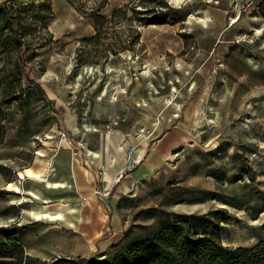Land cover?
<instances>
[{"label": "rangeland", "instance_id": "rangeland-1", "mask_svg": "<svg viewBox=\"0 0 264 264\" xmlns=\"http://www.w3.org/2000/svg\"><path fill=\"white\" fill-rule=\"evenodd\" d=\"M47 1L54 17L45 25L37 23L29 40L48 45L27 53L16 101L5 104L7 90H0L3 140L7 138L13 144L33 137L36 160L43 149L52 154L62 147L73 148L83 137L97 152L107 137L108 159L112 162L120 145L115 142L120 139L128 152L126 163L131 159L122 174L126 178L138 173L145 157V151L142 159L132 156V151L145 150L151 138L169 133L181 142L180 147L168 156L160 173L136 177L141 184L130 195L137 199L140 217L131 221L132 232L148 235L160 225L140 229L151 225L153 220L146 222V217H160L164 226L170 214L183 213L191 215L188 220L195 232L211 231L214 225H220L225 246L250 247L263 239L264 14L259 7L264 0L145 2L137 12L146 17L165 15L167 24L143 27L123 21L98 45L84 42L95 33L92 20L80 14L70 1L90 13L101 0ZM129 3L131 0H106L101 14L109 18ZM206 16L210 20L205 28L201 19ZM130 28L141 34L140 44L134 51L104 59L105 48L128 44ZM5 35H0V71L5 63L1 48ZM103 172L100 169L101 178ZM115 178L121 181L117 177L112 181ZM13 182L22 191H5V205L15 206L5 210L0 206V218L15 214L17 219L2 227L21 224L35 230L26 239L32 250L31 256L25 254L27 264L86 259L80 258L88 249L77 226V193L65 185L64 195L51 196L52 190H47L50 194L44 192L47 183L30 184L18 176ZM119 182L110 184L114 188L107 199L113 198ZM31 188L41 199L42 192L49 203L34 199L27 192ZM103 189L99 185L92 199L94 206L106 210L111 218L113 207L99 199ZM23 196L28 199L21 200ZM46 209L52 216L63 212L65 222L37 220L31 214ZM69 209L78 211L73 216L67 214ZM26 213L30 218L22 219ZM85 220L82 218L83 228L88 227ZM96 223L95 228L100 222ZM99 255L100 250L94 258L103 261Z\"/></svg>", "mask_w": 264, "mask_h": 264}, {"label": "crops", "instance_id": "crops-1", "mask_svg": "<svg viewBox=\"0 0 264 264\" xmlns=\"http://www.w3.org/2000/svg\"><path fill=\"white\" fill-rule=\"evenodd\" d=\"M94 34L95 33H92L90 37L85 39L91 38L94 36ZM33 142V137L28 138V136H26L25 140L19 139L13 144L9 143L8 139L5 138L0 144V206L2 209L6 208L7 206V209L15 206L13 203H11L12 205H5L8 203L4 199V196L6 195L5 191L19 194L18 192L13 191L11 188L7 189V185L15 184L13 181L17 178V176L20 178V173L26 174L28 170L38 171L42 168L46 172L47 180L52 184V187H48L47 185L44 187V192H46V194H50V192L47 191L50 189L53 192L50 194L51 196L52 194L53 196L64 195L67 191L66 188L61 187V185H66L77 193L75 196V199L79 201L77 202L79 203V220L77 226L79 231H81V235L83 236V244L88 249L87 253H84V255L80 256V258H94V254L100 250V255L97 257L103 260L112 259L118 253H126L134 244L153 238L163 228L170 226L179 220H188L191 216L190 214L183 213H178L175 215L170 214L168 217H166L167 224L164 226H161L162 219L160 217L158 219L146 217V222L151 220L153 221L150 222L151 225H147V227H142L140 229L153 227V225L157 223L160 224L148 235H136L132 232L134 229L132 227L130 228L131 221H137L140 217V213L136 212V210L139 208V206H137V199L134 200L133 195H130L134 190V184L139 183H137L139 179L136 180V177H140V174L142 175L143 173L147 172L153 174V176L155 172L160 173L162 168L169 160L168 156L173 155V152L176 151L178 147H180L179 145H181V142L176 141L175 137L169 133L151 138L149 141V146L145 150L135 149L132 151V156H140L142 151H145V157L138 173L126 175V178H123L122 174L124 173L126 155L128 153L127 149L124 147L122 153L116 152V161H109V143L107 137L101 142L105 148L102 146L97 152H94L91 148H89V141L85 137L80 139L78 142H75L76 146L73 148L69 146L62 147L53 151L52 154H50L49 149H43L44 156H42V161H38V158L35 160L34 158L32 153ZM115 143L123 144L120 139H117ZM169 145L172 146L169 147ZM105 155L106 159H104ZM100 169L102 171L104 169V172L101 173L102 178L100 175H98ZM113 177H117L121 180L113 198L110 200L109 198L107 199L102 195L99 197V199L102 202H105L107 206L111 204L113 207V214L110 218L108 213L107 215L105 214L106 210H100L94 206L95 201L92 199V195L96 192L98 186L101 184L102 188H105L106 186L112 187L113 185L110 184H112V182L114 183V181H112ZM29 178L30 177L25 176L24 178H20V180H25V182L29 181L30 184H33L34 182L41 184L45 183L36 181L33 178ZM139 184H141V182ZM24 185L25 183L23 186ZM41 194L44 200L45 195H43L42 192ZM97 198L98 197H96V199ZM64 199L67 198H61V201ZM25 211L28 213L27 210ZM27 213L23 214L22 219L30 218L28 217L29 215H27ZM82 218L86 219L85 223L88 225L87 228H83L81 225ZM13 219H17V215L11 214L5 219L0 218V227L8 226V222H12ZM96 222H100V224L96 225L95 228L94 225L97 224ZM17 226L20 227V229L18 230L15 239L24 247L26 255L31 256L32 250L28 247L26 239L31 236L35 230H31L30 227H24L21 224H17ZM134 226H138L139 228L140 225ZM123 231L126 233L122 234ZM206 231L208 230L202 231L200 233ZM114 238H117V241H115ZM2 240L3 239L0 236L1 244L4 243ZM118 247H123V250L114 252V250H117ZM112 252L114 253L112 254ZM64 258L70 259L71 257Z\"/></svg>", "mask_w": 264, "mask_h": 264}, {"label": "trees", "instance_id": "trees-1", "mask_svg": "<svg viewBox=\"0 0 264 264\" xmlns=\"http://www.w3.org/2000/svg\"><path fill=\"white\" fill-rule=\"evenodd\" d=\"M139 1V4L136 3ZM36 2H39L36 4ZM154 4L155 0H131V3L115 10L109 18L101 14L106 0L92 9L90 13L81 11L79 6L70 1L71 5L83 15L89 16L95 30L94 36L85 39L88 44H100L108 37L109 30L117 24L127 21L139 23L140 26L167 24L165 15L149 14L142 16L137 7ZM259 11L264 14V2ZM130 15V16H129ZM129 16V18H128ZM54 13L47 0H11L9 4L0 3V35H5L1 42L5 63L0 71V90L7 93L4 103L11 105L16 101V94L22 89L23 69L27 65V53L35 49L45 48L48 43H36L29 39L36 31L37 23L46 24L53 19ZM132 36L122 48H105V57L117 56L126 51H134L140 44L141 34L137 29L130 28ZM4 138L0 128V144ZM20 227H0V264H27L24 247L15 239ZM90 264H264V238L250 247H229L222 242L220 225H214L211 231L195 232L189 220H179L163 228L156 236L134 244L126 253L116 254L112 259L98 261L90 259ZM86 259L79 261L61 259L53 264H86Z\"/></svg>", "mask_w": 264, "mask_h": 264}, {"label": "bare ground", "instance_id": "bare-ground-1", "mask_svg": "<svg viewBox=\"0 0 264 264\" xmlns=\"http://www.w3.org/2000/svg\"><path fill=\"white\" fill-rule=\"evenodd\" d=\"M209 20H210V18L209 17H205L204 19H201V23L205 26V28L206 27H208V23H209ZM211 22V21H210ZM124 144V143H123ZM123 144H120L119 145V147L118 148H116V151L118 152V153H122V151L124 150V147L122 146ZM39 157H38V161H42V156H44V152L41 150V151H39ZM144 157V152H142V154L140 155V159H142ZM112 159V158H111ZM47 160V159H46ZM112 161H114V160H112ZM48 163V162H47ZM50 163V162H49ZM51 165V164H50ZM41 168V167H40ZM50 171V170H49ZM48 171V172H49ZM52 174V173H51ZM48 175V174H47ZM25 176H27V177H30L29 179H31V178H33L34 180H36V181H40V182H45V183H47V185H48V187H50L52 184L47 180V178H46V172H45V170H43L42 168L41 169H39L38 171H32V170H28L27 172H26V174L25 173H20V178H24ZM47 177H49V176H47ZM49 179H51V178H49ZM52 187V186H51ZM54 187V186H53ZM61 187H65V185H61ZM10 188L13 190V191H15V192H18V193H21V191H22V189L19 187V185H17V184H11L10 185ZM27 192L34 198V199H37V200H42L40 197V194H39V192L38 191H36L35 189H33V188H31V189H28L27 190ZM16 199V198H15ZM14 199V200H15ZM26 200V199H28L26 196H23V198H21V200ZM44 200L47 202V203H49L48 202V200L49 199H47V198H44ZM31 201V200H30ZM34 209V208H33ZM75 209H77V208H75ZM73 210V209H69L68 211H67V214H69V215H73V214H76V211H78V210ZM32 216H34V218L35 219H37V220H40V219H49V220H51V221H54V220H59V221H61V222H65V215L63 214V212L62 213H60L58 216H52L51 214H50V211L48 210V209H46L45 211H42V212H38V211H33L32 213Z\"/></svg>", "mask_w": 264, "mask_h": 264}, {"label": "built area", "instance_id": "built-area-1", "mask_svg": "<svg viewBox=\"0 0 264 264\" xmlns=\"http://www.w3.org/2000/svg\"><path fill=\"white\" fill-rule=\"evenodd\" d=\"M130 161H131V159L129 158L128 160H127V163H126V165H131V163H130ZM118 180H116V178H115V180H114V184L116 185V184H118ZM138 183V182H137ZM113 188L114 187H109V186H106L104 189H103V194H102V196L103 197H109L110 196V194H111V192H112V190H113ZM135 188H137V184H134V189Z\"/></svg>", "mask_w": 264, "mask_h": 264}]
</instances>
